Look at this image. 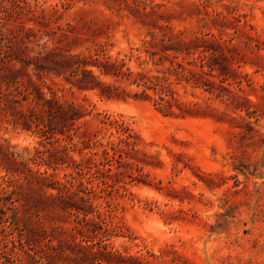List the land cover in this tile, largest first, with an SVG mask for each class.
<instances>
[{
    "label": "rangeland",
    "instance_id": "obj_1",
    "mask_svg": "<svg viewBox=\"0 0 264 264\" xmlns=\"http://www.w3.org/2000/svg\"><path fill=\"white\" fill-rule=\"evenodd\" d=\"M0 264H264V0H0Z\"/></svg>",
    "mask_w": 264,
    "mask_h": 264
},
{
    "label": "trees",
    "instance_id": "obj_2",
    "mask_svg": "<svg viewBox=\"0 0 264 264\" xmlns=\"http://www.w3.org/2000/svg\"><path fill=\"white\" fill-rule=\"evenodd\" d=\"M129 138H130V135H128V136L126 137V139H125V138H121V142H122V141H126V142L130 143ZM127 140H128V141H127Z\"/></svg>",
    "mask_w": 264,
    "mask_h": 264
}]
</instances>
